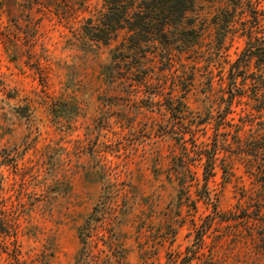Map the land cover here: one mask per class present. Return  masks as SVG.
<instances>
[{
  "label": "rangeland",
  "instance_id": "1",
  "mask_svg": "<svg viewBox=\"0 0 264 264\" xmlns=\"http://www.w3.org/2000/svg\"><path fill=\"white\" fill-rule=\"evenodd\" d=\"M83 1L0 0V264H264V63L248 58L233 99L228 78L247 31L264 39V13L257 28L247 3L195 0L181 25L200 41L181 57L195 71L183 94L179 58L172 70L145 59L165 68V90L107 80L126 33L90 39ZM174 81L197 122L167 111ZM188 124L219 157L213 175L204 160L182 174Z\"/></svg>",
  "mask_w": 264,
  "mask_h": 264
},
{
  "label": "trees",
  "instance_id": "2",
  "mask_svg": "<svg viewBox=\"0 0 264 264\" xmlns=\"http://www.w3.org/2000/svg\"><path fill=\"white\" fill-rule=\"evenodd\" d=\"M102 2L101 8L94 10L88 9V0L83 1L84 11H88L90 15L85 18L82 29L84 33L92 40L102 41L109 44L112 40H118L123 31L125 36L117 46L113 54L112 63L105 73V78L116 85H137L145 87V89L155 88V90H165L167 86V77H165L164 70L168 68L175 69L176 59H180V70L184 74L178 75L181 77L182 91L188 87L187 79H190V84H193L194 73H188L186 64L182 62L184 53H189L194 47L190 38L194 35L192 41L199 44V34L195 31H189L181 28L187 13L194 7L195 0H99ZM259 0H233V8L236 11L241 8L244 3L251 7L252 22L255 27L261 28L259 14H263L264 10L257 5ZM227 25L230 24V12L223 11ZM219 20V19H217ZM220 22V21H219ZM246 23V21H242ZM221 23V22H220ZM248 36L251 40L248 41L247 47L234 63H232L229 71V89L230 98L233 99L238 96L237 89H239L238 77L241 76L245 65H247L248 58L255 56L261 63H264V39L252 36V31L248 30ZM254 39V40H253ZM148 53H152L153 57H149ZM161 57V61L165 68L159 67L163 70L159 73L154 70V66H145V59H156ZM195 66V65H194ZM179 70V69H178ZM184 77V78H183ZM186 79V80H184ZM214 77H208L209 89L214 88ZM220 80L224 81L221 76ZM186 83V87H185ZM261 83L264 84V74H262ZM184 86V89H183ZM222 87V86H221ZM172 88V89H171ZM179 90V83L174 81L170 87L172 92L166 96V109L173 118L177 119L179 124L185 123L186 119L197 122V119L192 116L182 97L174 93ZM225 89V87H222ZM152 94H158L156 91H150ZM177 96V97H176ZM154 98L150 99L152 102ZM226 114L232 111V102L228 103ZM200 122V121H198ZM203 123V122H202ZM201 124V123H199ZM199 126L188 124L187 130H181L178 134L181 140L182 156L181 169L182 174L186 175L192 172L190 167V160L201 161L210 175H213L218 160V155L211 154L212 148L204 147L198 141ZM188 134V136L186 135ZM219 141V140H218ZM218 145H215L217 150ZM215 152V151H214ZM225 168V167H224ZM228 169H224L226 171ZM230 173V171H228ZM193 173V172H192ZM182 176V175H181ZM206 176L205 178H208ZM188 183L184 184L182 190H187ZM208 194V192H207ZM190 194L187 192V196ZM205 196V194H203ZM262 216V215H261ZM95 227L93 216L88 220L79 231V237L84 245H91L92 236Z\"/></svg>",
  "mask_w": 264,
  "mask_h": 264
}]
</instances>
